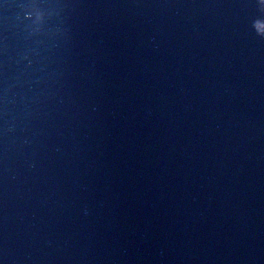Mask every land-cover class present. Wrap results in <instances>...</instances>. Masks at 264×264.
Listing matches in <instances>:
<instances>
[{
	"label": "water",
	"instance_id": "95a60500",
	"mask_svg": "<svg viewBox=\"0 0 264 264\" xmlns=\"http://www.w3.org/2000/svg\"><path fill=\"white\" fill-rule=\"evenodd\" d=\"M0 264H264V0H0Z\"/></svg>",
	"mask_w": 264,
	"mask_h": 264
}]
</instances>
